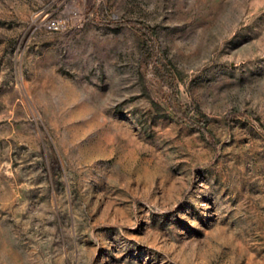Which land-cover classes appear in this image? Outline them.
<instances>
[{"label":"rangeland","instance_id":"1","mask_svg":"<svg viewBox=\"0 0 264 264\" xmlns=\"http://www.w3.org/2000/svg\"><path fill=\"white\" fill-rule=\"evenodd\" d=\"M0 264H264V0H0Z\"/></svg>","mask_w":264,"mask_h":264},{"label":"trees","instance_id":"2","mask_svg":"<svg viewBox=\"0 0 264 264\" xmlns=\"http://www.w3.org/2000/svg\"><path fill=\"white\" fill-rule=\"evenodd\" d=\"M131 22H132L133 24H134V23H137L136 25H140V27H142L144 31L149 30V28H148L147 26H144V25L141 24L140 22H135V20H132ZM171 105H173V107H174V104L171 103ZM199 119H200V120H199L198 122H196V123H198V125L201 126V127H205V120L202 119V118H199ZM193 121L195 122L196 120L193 119Z\"/></svg>","mask_w":264,"mask_h":264},{"label":"built area","instance_id":"3","mask_svg":"<svg viewBox=\"0 0 264 264\" xmlns=\"http://www.w3.org/2000/svg\"><path fill=\"white\" fill-rule=\"evenodd\" d=\"M50 26H52L53 24L52 23H49ZM55 25V24H54Z\"/></svg>","mask_w":264,"mask_h":264}]
</instances>
